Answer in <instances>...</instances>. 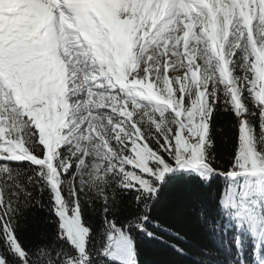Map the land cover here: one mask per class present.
<instances>
[{"label": "snow or ice", "instance_id": "snow-or-ice-1", "mask_svg": "<svg viewBox=\"0 0 264 264\" xmlns=\"http://www.w3.org/2000/svg\"><path fill=\"white\" fill-rule=\"evenodd\" d=\"M176 186L214 238L192 264H264V0H0V264L185 257Z\"/></svg>", "mask_w": 264, "mask_h": 264}, {"label": "trees", "instance_id": "trees-1", "mask_svg": "<svg viewBox=\"0 0 264 264\" xmlns=\"http://www.w3.org/2000/svg\"><path fill=\"white\" fill-rule=\"evenodd\" d=\"M232 118L229 115L221 114L217 117L216 130L218 133V147L221 139H227L229 146L234 142L235 131L231 127ZM223 133V136L220 134ZM222 152L225 149H221ZM221 190V182L217 181L212 188L207 190V200L217 196ZM199 194L189 193L186 187L176 186L166 189L161 195V203L158 207V214L167 219L174 230L178 228L183 237L179 243L185 248L187 255L178 257L171 248L159 241H150L146 238L138 240L140 259L142 264H192V261L199 259L198 253L207 249L214 243V238L202 229L198 219L199 201L204 199V191L198 190ZM28 232L26 235L35 236L38 233L51 235V229L43 224L42 215L28 221ZM170 242H177L171 240Z\"/></svg>", "mask_w": 264, "mask_h": 264}]
</instances>
